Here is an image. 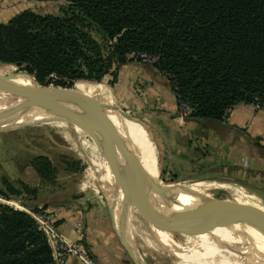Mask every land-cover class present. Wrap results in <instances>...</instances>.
<instances>
[{"label":"trees","instance_id":"16d2710c","mask_svg":"<svg viewBox=\"0 0 264 264\" xmlns=\"http://www.w3.org/2000/svg\"><path fill=\"white\" fill-rule=\"evenodd\" d=\"M62 1L54 13L27 8L0 22V64L43 88L74 90L107 76L113 83L139 51L157 57L154 67L169 77L178 103L189 106L188 118L222 123L237 103L264 107V0ZM29 163L44 182L59 185L47 156ZM21 186L1 185L0 193L36 197L35 187ZM0 264H57L36 220L2 203Z\"/></svg>","mask_w":264,"mask_h":264},{"label":"crops","instance_id":"0c3cea01","mask_svg":"<svg viewBox=\"0 0 264 264\" xmlns=\"http://www.w3.org/2000/svg\"><path fill=\"white\" fill-rule=\"evenodd\" d=\"M62 3L2 0L0 22L27 8L54 13ZM109 78L104 79L116 88L117 107L143 121L150 132L158 172L168 187L194 183L192 188L202 194L213 181H226L244 189L255 203L247 206L264 216V107L255 110L251 103L240 102L228 110L222 123L195 120L178 113L173 84L154 65L133 58L119 66L113 83ZM97 193L55 205L53 223L63 243L78 244L95 264H129L120 241L119 218L115 224L112 209ZM181 196L196 195L179 193L186 201ZM65 264L84 263L71 254Z\"/></svg>","mask_w":264,"mask_h":264},{"label":"rangeland","instance_id":"374dc122","mask_svg":"<svg viewBox=\"0 0 264 264\" xmlns=\"http://www.w3.org/2000/svg\"><path fill=\"white\" fill-rule=\"evenodd\" d=\"M14 71L28 74L14 65L0 64V76ZM29 76L35 85L41 87L31 75ZM20 80L21 78H16L0 86V113L13 101L29 93L23 85H20ZM53 87L54 85L49 86L51 89ZM74 90L117 107L114 100L117 95L114 93L116 88L106 82L105 79L99 82H78ZM114 136L119 138V140L121 139L120 134H114ZM110 140L114 143L113 151L109 143ZM103 144V147H109L108 155L114 153L116 159H119L117 154L119 146L114 138L109 139L108 142L106 140L103 141ZM122 145L124 147L126 144L122 143ZM154 151L158 160L156 147H154ZM36 155H45L52 162L56 183L59 184L56 188L44 182L29 163ZM143 170V167H139V173ZM112 176L114 182L111 180ZM116 179L117 175L98 149L94 131L86 127V125L45 121L0 132V186L4 185L7 188L10 183L14 188L22 190L21 181H24L37 189L36 197H32L29 194L14 197L0 193V203L2 204L27 213L32 212L24 206V203L32 206L36 205L38 209L36 214L51 215L53 222V208L55 205L74 201L81 196L87 199L97 191V194H102L104 203L112 209L116 224L120 217V211L114 210L111 204L115 196L122 191L121 184H116ZM159 179L168 186V182L162 179V175H159ZM193 184H170V188L178 194L188 193L196 195L194 198L181 196V198L189 200L190 209L196 203H205L214 210H217L218 204H223L224 208H229L231 215L236 218L251 216L248 213L247 204L255 203L244 189L226 181H213L211 187H207L200 194L192 188ZM144 189L146 192H150L147 185L144 186ZM132 199L129 209V221H127L128 236L131 250L138 256L142 264H205L202 261L204 259L208 260L210 264H221L223 258L227 259L226 264H233V262L243 259L244 255L242 256L241 254L243 253L241 252H245V248L248 245H259L247 237L241 239V235H233L232 232L223 226L216 227L204 234L199 232L197 227L173 230L160 224L159 228L155 229L156 208L145 204L136 194L133 195ZM158 234L162 236L163 241L167 245L172 247H168L171 251L182 257L172 255L165 248L166 245L161 242ZM175 240L180 244H177ZM120 241L122 242L121 237ZM212 242L221 243L220 248L211 249L201 256L194 254L195 259L193 260L187 259L186 257L190 255L182 251L188 248L201 253ZM179 245L182 246V249L179 248ZM229 251L233 255L230 256L227 253ZM126 257L129 264H135L128 252Z\"/></svg>","mask_w":264,"mask_h":264},{"label":"water","instance_id":"95a60500","mask_svg":"<svg viewBox=\"0 0 264 264\" xmlns=\"http://www.w3.org/2000/svg\"><path fill=\"white\" fill-rule=\"evenodd\" d=\"M22 75H24L23 72L14 71L12 73L0 76V86L6 83L7 81H9L10 79L14 77H20ZM23 87H25L29 93L36 94L44 98H48V100L25 111H15L12 113L0 115V132L18 129L21 127L34 124L36 123V121H32L34 117H37L47 112L59 111V110L66 111L69 113L81 115L85 118V120L88 123V126L86 127L91 128L94 131L95 141L97 143L99 151L102 153V151L105 150L106 148L103 147L101 127L99 123L96 121L94 114L108 115L113 113L122 120L139 125L147 133L150 143L153 144L151 135L149 134L145 123L128 111L122 110L107 103H103L96 98H93L89 95L80 93L75 90H67L61 88H52V89L43 88L35 85L34 83L23 85ZM14 116H19V117L28 116V118L25 119L24 121L10 123L9 120ZM104 157L112 167L113 157L111 155H105ZM128 166L131 175L127 174L123 176V174L119 173L117 176V178L119 177L121 179L122 182L121 187L123 190L121 215H120L121 230L119 236L121 237L122 243L128 254L130 255L131 259L133 260V262L135 264H142L138 256H136V254L132 252L131 244L129 242V236H128L127 211L132 204L133 195L134 194L138 195L139 198L145 204L152 207L159 206L160 204L163 205L178 204L180 203V201L178 197L179 194L173 192L170 187L168 186L162 187L157 183H153L151 179H149L147 173L144 170L142 171V175L139 174V172L137 171L138 170L137 157L133 149H129L128 151ZM145 185L149 186V188H151L153 193L146 192L144 189ZM153 195L158 196V199H156ZM191 208L199 216V222L196 223L194 227H197L199 232H201L202 234L208 233L210 230L219 226H223L231 223H237V224L240 223L253 227L264 235V216L253 213L249 207H247L248 213L251 214V216L245 218H236L233 215H231V210H229V208L226 207L224 208L223 204L220 205L218 204L216 207L217 210L231 215L234 218L233 221L218 220L217 217L211 212V210L214 209H211L210 206L205 203H196L192 205ZM162 220H163V214L160 211H156V221L154 227L155 229L159 228L160 224L162 223ZM241 232L246 233L247 231L246 230L238 231L237 234L238 235L241 234V239L249 236L246 234H242ZM165 248L172 255L177 257L168 247Z\"/></svg>","mask_w":264,"mask_h":264},{"label":"bare ground","instance_id":"6f19581e","mask_svg":"<svg viewBox=\"0 0 264 264\" xmlns=\"http://www.w3.org/2000/svg\"><path fill=\"white\" fill-rule=\"evenodd\" d=\"M16 78H21L20 85H28V84L33 83L30 76L26 74L20 77H14L10 79L9 81L16 79ZM46 100H48V98H44L36 94L28 93V94L22 95L20 98L13 101L9 106H6L3 109V111L0 113V115L12 113L15 111H25V110L35 107L36 105ZM94 117L101 127L102 143L105 140L108 142L109 139L114 138V140H116V143L119 146L117 150L119 159H116V157L114 156L115 154L111 153V156L113 157V164H112L113 166L111 167V169H113V171L117 174V176L119 173L123 174V176L127 174L131 175V172L128 166V151L129 149H133L137 157V169H138L137 171L139 172V167H143L144 171L147 173L149 179H151L153 183H157L162 187L166 186L159 179V172H158L156 158H155L154 146L152 143H150L147 133L139 125L134 124L132 122L122 120L113 113L108 114V115L94 114ZM27 118L28 116L27 117L26 116H22V117L14 116L13 118L9 120V122L16 123V122L24 121ZM32 121H36V122L58 121L62 123L63 122L78 123V124L88 126V123L83 116L69 113L66 111H60V110L41 114L37 117H34ZM114 134L115 135L120 134L121 139L119 140V138H116ZM131 140H132V144H131ZM109 143L111 146V150L113 151L114 143L111 140ZM122 143L126 145L123 147ZM108 153H109V147L106 148L105 151H102L101 154L102 156H105V155H108ZM139 174L142 175V172H140ZM113 179L114 178L112 176L111 180L114 182ZM116 181H117L116 184L122 183L119 177L116 179ZM149 190L151 193H153L151 188H149ZM122 197H123V190L120 193H118L117 196H115L113 203L111 204V207L114 210L117 209L118 212L120 211V215H121ZM154 197L158 199V196H154ZM179 201L180 203L178 204H169V205L160 204L159 206H155L156 210L160 211L163 214V220L161 224L173 230L174 229H190L194 227L196 223L199 222V216L193 209L189 208L188 202L180 198H179ZM129 209L130 207L128 208V211H127V221H129L128 220L129 213H130ZM211 212L217 217L218 220L233 221L234 219L231 215L218 211V210H211ZM120 220L121 219L119 217V227H118L119 233L121 230ZM223 227L227 228L230 232H232L233 235H238L237 234L238 231L246 230L247 231L246 233L244 232H241V233L249 235L247 238L259 244V245H248L245 248V252H241L243 253L241 255L242 256L244 255L243 259L241 260L239 259L238 261L233 262V264H264V235L262 233H260L258 230H256L253 227H250L246 224H240V223L239 224L231 223V224L223 225ZM158 235L161 239V242H163L164 245H166V247H169L170 245H167L163 241L162 236L160 234ZM177 244H180V243L177 242ZM220 244L221 243L219 242H212L210 245L204 248L202 252L200 251L201 253H198L197 251L189 250L188 248H185L182 251L183 253H187L190 255L186 257L187 259L193 260L195 259L194 254H198L199 256H201L205 252L211 249L220 248ZM179 248L182 249V246H180ZM230 251L227 253L231 256L233 255V253ZM173 254L179 257H182L176 252H173ZM202 261L205 264H210L208 260L204 259ZM224 263L225 264L227 263L226 258L222 259L221 264H224Z\"/></svg>","mask_w":264,"mask_h":264},{"label":"built area","instance_id":"2783aa9c","mask_svg":"<svg viewBox=\"0 0 264 264\" xmlns=\"http://www.w3.org/2000/svg\"><path fill=\"white\" fill-rule=\"evenodd\" d=\"M63 2L62 0H58ZM2 0H0V7ZM134 59H138L144 63L154 65L157 57L145 52L135 51L131 53ZM254 109H259L261 106L257 103H252ZM190 112V108L185 103L178 104V113L182 116H187ZM37 222L38 227L46 234L50 247L52 249L53 257L57 264H65V258L67 255H76L84 264H95L92 258L87 256L85 252L79 249V245L76 243H63L61 235L58 233L55 224L52 222L51 215L29 213Z\"/></svg>","mask_w":264,"mask_h":264}]
</instances>
